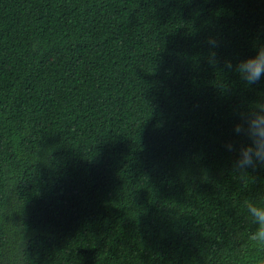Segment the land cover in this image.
Wrapping results in <instances>:
<instances>
[{"label":"trees","instance_id":"1","mask_svg":"<svg viewBox=\"0 0 264 264\" xmlns=\"http://www.w3.org/2000/svg\"><path fill=\"white\" fill-rule=\"evenodd\" d=\"M261 44L264 0H0V264H248Z\"/></svg>","mask_w":264,"mask_h":264},{"label":"clouds","instance_id":"2","mask_svg":"<svg viewBox=\"0 0 264 264\" xmlns=\"http://www.w3.org/2000/svg\"><path fill=\"white\" fill-rule=\"evenodd\" d=\"M207 44V62L216 68L220 63L216 51L219 41L216 37L209 36ZM224 69L234 71L246 85H256L264 79V44L256 48L255 55L240 60L235 65L232 60L226 59ZM234 132L242 138L241 142H228L226 148L237 154L233 168L243 178L247 176L249 169L264 166V92L258 93L256 100L250 102L245 110L239 111ZM244 208L254 226L245 237L253 253L248 264H264V196L246 200Z\"/></svg>","mask_w":264,"mask_h":264}]
</instances>
